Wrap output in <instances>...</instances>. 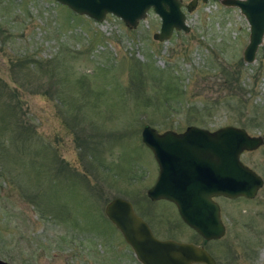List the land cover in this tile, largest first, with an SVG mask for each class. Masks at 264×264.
Returning <instances> with one entry per match:
<instances>
[{"label":"rangeland","instance_id":"obj_1","mask_svg":"<svg viewBox=\"0 0 264 264\" xmlns=\"http://www.w3.org/2000/svg\"><path fill=\"white\" fill-rule=\"evenodd\" d=\"M181 9L189 29L157 40L150 8L130 28L56 0H0V83L21 118L0 119V259L141 264L103 213L118 195L158 238L203 245L214 264H264V34L245 62L248 27L237 7L197 0ZM23 55L29 70L14 64ZM169 75L176 88L166 90ZM228 123L262 136L239 154L262 185L249 198L214 197L224 233L202 240L170 201L145 195L157 165L139 129Z\"/></svg>","mask_w":264,"mask_h":264},{"label":"water","instance_id":"obj_2","mask_svg":"<svg viewBox=\"0 0 264 264\" xmlns=\"http://www.w3.org/2000/svg\"><path fill=\"white\" fill-rule=\"evenodd\" d=\"M77 14L99 21L106 13L117 16L134 28L150 8L159 17L157 31L151 36L167 39L173 30L187 31L185 13L197 0H56ZM202 2L206 0H200ZM235 6L246 20L247 41L241 56L250 62L264 34V0H219ZM140 141L150 150L157 171L145 189L150 200L170 201L181 221L203 239L219 238L224 233L219 205L214 196L252 197L262 185L261 176L243 163L239 154L263 142L260 134H249L243 127L223 124L213 129L186 125L180 131H157L144 124ZM105 217L120 232L141 264H214L215 259L203 247L190 241L158 238L146 221L135 212L131 202L115 195L103 205ZM0 264H10L0 259Z\"/></svg>","mask_w":264,"mask_h":264},{"label":"trees","instance_id":"obj_3","mask_svg":"<svg viewBox=\"0 0 264 264\" xmlns=\"http://www.w3.org/2000/svg\"><path fill=\"white\" fill-rule=\"evenodd\" d=\"M16 62L18 64H20L22 66V68H27V70H29L28 64H30V63L34 64L33 59L32 58L29 59V57H27L25 55H23L21 57L17 56L14 59V64ZM161 72L162 71H160V73ZM151 77H154V79L159 80V79H157V75L156 74H152ZM136 78H137V82L139 83L138 76ZM140 80H141L140 85H142V83H143L142 77H141ZM6 85H7L6 83L5 84H1L0 83V96L1 95L2 96H5V98L3 97V101L0 102V108H1L0 109V119H21L19 117V114H18L17 110H15L14 105L10 101H8L9 100L8 98H10V96L6 93V91L8 90V89H6V87H7ZM170 86L176 88L175 82L172 80V77L169 75V79H167V81L165 82V86H163V87L166 90L167 89L169 90V89H171V88H168ZM83 146H84L86 152L87 153H90V155H92L93 157H95V159L97 161H100L101 160V157L99 156L100 155V149H99L98 152L97 151H93V150L90 151L86 144L83 145ZM108 199H106V200H108ZM202 240H205V239H202Z\"/></svg>","mask_w":264,"mask_h":264},{"label":"flooded vegetation","instance_id":"obj_4","mask_svg":"<svg viewBox=\"0 0 264 264\" xmlns=\"http://www.w3.org/2000/svg\"><path fill=\"white\" fill-rule=\"evenodd\" d=\"M153 182V181H152ZM214 197H216V196H214ZM214 197H213V199H214ZM131 204H132V202H131ZM132 207H133V204H132ZM134 209V208H133ZM136 212V211H135ZM137 213V212H136ZM138 214V213H137ZM141 216V215H140ZM142 217V216H141ZM150 228V227H149ZM199 235V234H198Z\"/></svg>","mask_w":264,"mask_h":264}]
</instances>
